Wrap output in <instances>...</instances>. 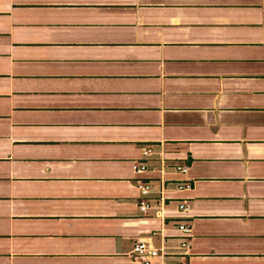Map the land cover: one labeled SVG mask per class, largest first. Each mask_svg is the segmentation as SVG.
Wrapping results in <instances>:
<instances>
[{
  "label": "crops",
  "instance_id": "1",
  "mask_svg": "<svg viewBox=\"0 0 264 264\" xmlns=\"http://www.w3.org/2000/svg\"><path fill=\"white\" fill-rule=\"evenodd\" d=\"M181 222L264 264V0H0V264H175Z\"/></svg>",
  "mask_w": 264,
  "mask_h": 264
},
{
  "label": "built area",
  "instance_id": "2",
  "mask_svg": "<svg viewBox=\"0 0 264 264\" xmlns=\"http://www.w3.org/2000/svg\"><path fill=\"white\" fill-rule=\"evenodd\" d=\"M151 152L150 148L144 149L142 153L144 155ZM133 169L135 173H140L146 169V165L141 162H133ZM187 167L185 165L177 166V170L181 173L186 172ZM135 185L140 193V198L138 200V209L142 212H146L151 207V200L148 195L150 192V183L144 182L137 179ZM192 187L190 181H183L178 183L176 190H188ZM178 209L185 213L188 210V203L186 200H182L178 203ZM178 229L180 231V241L179 248L181 253L179 254V259L176 260L175 264H189L187 257L190 254L191 248V225L188 222H181L178 224ZM159 254L158 249L152 244V242L147 239H140L133 243L132 247V257L138 262V264H153V258Z\"/></svg>",
  "mask_w": 264,
  "mask_h": 264
}]
</instances>
